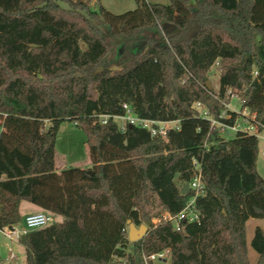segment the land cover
Here are the masks:
<instances>
[{"label": "trees", "instance_id": "obj_1", "mask_svg": "<svg viewBox=\"0 0 264 264\" xmlns=\"http://www.w3.org/2000/svg\"><path fill=\"white\" fill-rule=\"evenodd\" d=\"M135 1L114 13L101 0H0V229L23 224L28 200L64 218L20 236L27 264H252L246 222L264 218L260 138L212 122L234 125L246 108L264 125V0ZM106 34L126 46L115 67L103 63ZM213 66L218 90L207 84ZM232 96L241 111L226 106ZM125 103L177 127L167 140L122 130L112 116ZM64 121L85 132L91 168L57 171ZM194 160L206 189L199 218L152 223L153 201L172 216L185 208ZM128 219L148 224L143 238L129 240ZM252 247L264 264L260 226ZM162 251L169 257L145 260Z\"/></svg>", "mask_w": 264, "mask_h": 264}, {"label": "rangeland", "instance_id": "obj_2", "mask_svg": "<svg viewBox=\"0 0 264 264\" xmlns=\"http://www.w3.org/2000/svg\"><path fill=\"white\" fill-rule=\"evenodd\" d=\"M103 3L107 5L109 10L114 13H123L128 10L136 8L135 0H102ZM152 3H168L169 0H147ZM105 40L110 45V52L104 58L103 63H112L115 67L117 64V58L119 53H124L126 46L119 43L117 40L111 38L109 35H105ZM123 47V50L120 52V49ZM96 67H101L98 65ZM101 70L93 68V72L97 73ZM209 82L215 90L219 88V71L217 66H213L209 72ZM229 107L237 111H241L239 98L232 96L231 101L228 103ZM118 124L122 122V119H115ZM1 132V128H0ZM229 135V134H227ZM264 148V139L260 138V152L257 158V170L261 177L264 179V155L262 150ZM88 145L86 143V134L85 132L77 127L73 122L64 121L59 129L57 141H56V158L59 164L63 161H74L82 166H87V168L92 167V162L90 164L85 163V159L88 156ZM27 204V202H25ZM30 204V203H29ZM151 214V222L156 223L158 219L162 218L165 214L157 204V201H153V204L149 208ZM148 225V224H147ZM257 226H260L264 229V218L251 217L246 222V236H247V248H248V257L250 263L255 264L258 259V253L252 247V239L255 234V229ZM149 227V226H148ZM129 227L127 226V231ZM14 252L18 258L20 264H25V248L19 240H10L0 231V263L1 264H12L10 261H7L6 258ZM169 257V256H168ZM160 264V263H159Z\"/></svg>", "mask_w": 264, "mask_h": 264}, {"label": "built area", "instance_id": "obj_3", "mask_svg": "<svg viewBox=\"0 0 264 264\" xmlns=\"http://www.w3.org/2000/svg\"><path fill=\"white\" fill-rule=\"evenodd\" d=\"M197 105H200V102H197ZM226 106L229 107V104L227 103ZM123 107L125 109V113L123 115L112 116L114 119L116 118L122 119V122L118 124L122 130H124L127 125H137L142 128L148 129L152 134L159 135L163 139L167 140L168 129L171 127H177V121H160V120L141 117L138 114H136L132 110L130 105H128L127 103H125ZM203 115H207V111H203ZM242 115H244L246 118L242 119V121H237L234 125H228L218 121H213L212 123L216 126H219L221 131L226 135L227 134L230 135L236 130H241L244 132L257 134L259 138L262 137L264 139V125L261 124L256 119V114L250 113L245 108L242 110ZM110 117L111 116L108 114H101L99 115V122L106 123ZM262 154L264 155V148L262 150ZM194 163H195L196 171L194 177L189 182V187H190L189 191L192 192V195L187 205L176 216H172L171 214L166 212L162 217L163 219L166 220H172L177 229L181 228L182 221H193L199 218V212L195 207L196 199L199 196L205 195L206 193L205 185L202 179L200 165L197 163L196 160H194ZM54 221H55V216L52 213L46 211L34 212L26 215L25 223L23 227L15 226L13 228H10L6 226L1 230L8 239L13 240L19 238L23 233H25L28 230L44 227ZM166 255H167V251H162L151 254L148 257H145V260L148 258L150 259L165 258ZM6 260L10 261L12 264H17L18 258L14 252H11V254L7 257Z\"/></svg>", "mask_w": 264, "mask_h": 264}, {"label": "crops", "instance_id": "obj_4", "mask_svg": "<svg viewBox=\"0 0 264 264\" xmlns=\"http://www.w3.org/2000/svg\"><path fill=\"white\" fill-rule=\"evenodd\" d=\"M94 3V0L92 2V4ZM101 3L106 7L107 5L105 3H103V1L101 0ZM109 9V8H108ZM55 158H56V155H55ZM85 163L86 164H90L91 163V158H90V155L88 153V156L86 157L85 159ZM69 166H78V167H82V168H87V166H82L81 164H78V161L77 162H74V161H68V160H65L63 161L61 164L58 163L57 161V158H56V168H57V171L60 172L61 170H63L64 168L66 167H69ZM27 202V204L25 203ZM30 203V204H29ZM40 211H44V209H42L41 207H39L38 205L28 201V200H22L21 203H20V213L23 217V224H18L16 225V227H23L24 223H25V217L27 214L29 213H34V212H40ZM166 213V212H165ZM63 216L62 215H55V220L56 221H62L63 220ZM0 231L2 232V230L0 229ZM128 232V231H127ZM3 233V232H2ZM20 238V237H19ZM19 238H16L17 240H19ZM15 240V239H13ZM12 240V241H13ZM20 242V241H19ZM21 243V242H20ZM25 248V246H24ZM25 253H26V250H25ZM7 259V258H6ZM17 264H20L17 260ZM25 264L26 263V255H25ZM71 264H84L82 262H76V263H71Z\"/></svg>", "mask_w": 264, "mask_h": 264}, {"label": "water", "instance_id": "obj_5", "mask_svg": "<svg viewBox=\"0 0 264 264\" xmlns=\"http://www.w3.org/2000/svg\"><path fill=\"white\" fill-rule=\"evenodd\" d=\"M163 28H164L165 30H169V29L174 28V25L165 23V24L163 25ZM122 50H123V47L120 49V52H121ZM90 68H97V69H99V70H102L101 67H96L95 65H91ZM207 84H208V87H211L209 81H207ZM189 190H190L189 183L184 184V185L182 186V188H181V192H182L183 194H187V193L189 192ZM127 223H128V227H129V230H128V238H129L130 241H132V242L137 241V240L143 238V237L145 236V234L147 233L148 226H147L145 223H143V224L137 226V225H135L134 223H132V222L130 221V219L127 220ZM168 256H169V251H167V255H166L165 259H166Z\"/></svg>", "mask_w": 264, "mask_h": 264}]
</instances>
